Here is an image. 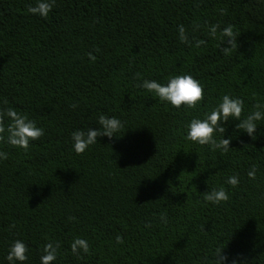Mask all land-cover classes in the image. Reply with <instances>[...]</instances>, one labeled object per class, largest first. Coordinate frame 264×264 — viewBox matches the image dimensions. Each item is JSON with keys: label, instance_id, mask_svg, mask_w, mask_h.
Masks as SVG:
<instances>
[{"label": "trees", "instance_id": "trees-1", "mask_svg": "<svg viewBox=\"0 0 264 264\" xmlns=\"http://www.w3.org/2000/svg\"><path fill=\"white\" fill-rule=\"evenodd\" d=\"M29 3L0 0V105L7 100L27 112L45 134L27 153L5 147L0 261L11 241L23 239L28 264H39L52 239L62 245L56 264H197L223 238L229 256L264 264V125L253 141L235 131L238 121L228 122L225 138H235L224 155L183 136V126L224 93L243 98L249 109L264 98V4L56 0L43 19L27 12ZM194 22L202 27L190 34L199 38L205 22L234 25L237 50L224 55L215 41L201 49L181 43L178 26L190 31ZM137 73L159 80L191 74L205 85L201 108L160 103L134 87ZM99 112L126 121L125 132L75 154L71 133L95 127ZM253 165L257 179L249 180ZM237 173L241 182L228 189L227 203L202 200ZM164 210L166 227L156 219ZM146 220L152 229H144ZM118 235L123 244H116ZM74 237L89 241L82 259L71 253Z\"/></svg>", "mask_w": 264, "mask_h": 264}, {"label": "clouds", "instance_id": "clouds-1", "mask_svg": "<svg viewBox=\"0 0 264 264\" xmlns=\"http://www.w3.org/2000/svg\"><path fill=\"white\" fill-rule=\"evenodd\" d=\"M264 4V0H260ZM56 0H31L26 8L31 15L46 19L53 11ZM220 15L226 14V9H219ZM199 22H194L191 30H187L183 24L177 28L178 40L181 43L190 44L195 49L207 47L208 43L215 41L217 47L224 55H229L238 48L237 37L239 36L234 25L221 26L219 23H207L205 38H199L194 34L201 29ZM90 61H95V56L89 54ZM134 87L142 90L144 94L156 98L160 103L170 106L176 110H199L205 99V85L191 74H172L163 80L146 78L141 73L136 74ZM79 103H72V109L78 108ZM230 121H238L235 124L237 133L246 134L251 140L257 139V129L264 125V98L257 100L249 109L245 100L231 93H224L207 107L202 113L193 116L183 126V136L188 142L198 146H206L210 152H218L221 155L230 151L229 145L235 138H225L227 128L224 126ZM126 121L118 116L97 113L96 126L79 128L71 133V150L77 155L85 153L96 145L98 138L107 137L109 140L120 137L125 132ZM45 134L44 128L38 126L30 115L21 111L4 100L0 105V163L9 159V152L5 147L22 150L27 153L33 142L38 141ZM258 167L251 166L246 175L249 180H256ZM241 182V176L229 175L224 184L214 187L201 195L202 200L209 205L219 206L230 200L231 193L228 190L235 189ZM228 186V188L225 187ZM158 226L166 227L169 224L168 213L161 211L156 218ZM11 227H14L11 226ZM145 230L153 228V221L146 220L143 224ZM116 244H123V238L116 236ZM224 239H220L211 249L210 253L197 261V264H248L247 258L242 253L229 256L225 250ZM61 242L49 239L41 249L39 264H56L61 254ZM71 253L82 259L90 253V244L86 238L74 237L70 244ZM30 259V248L23 239H15L10 242L7 253L0 264H28Z\"/></svg>", "mask_w": 264, "mask_h": 264}]
</instances>
